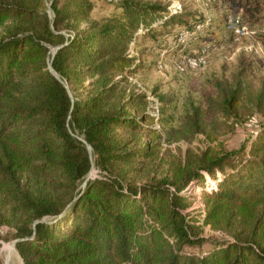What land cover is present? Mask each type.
<instances>
[{
  "label": "trees",
  "instance_id": "obj_1",
  "mask_svg": "<svg viewBox=\"0 0 264 264\" xmlns=\"http://www.w3.org/2000/svg\"><path fill=\"white\" fill-rule=\"evenodd\" d=\"M107 1L121 13L100 23L89 19V0H53L51 17L45 0H0V192L24 215L12 237L24 264H264V127L248 151L206 150L171 178L126 182L153 155L138 137L152 134V117L144 96L125 95L114 75L137 66L126 54L131 37L162 10ZM233 2L249 17L264 11V0ZM163 17L187 23L181 13ZM253 34L264 40V30ZM197 117L191 127L203 131ZM124 134L138 146L123 150ZM117 162L128 167L121 177L109 171ZM93 166L107 175L87 179ZM205 174L222 179L203 191L200 218L186 211L187 190ZM200 220L233 238L203 237Z\"/></svg>",
  "mask_w": 264,
  "mask_h": 264
},
{
  "label": "rangeland",
  "instance_id": "obj_2",
  "mask_svg": "<svg viewBox=\"0 0 264 264\" xmlns=\"http://www.w3.org/2000/svg\"><path fill=\"white\" fill-rule=\"evenodd\" d=\"M52 1L45 0L49 17ZM89 1L90 20L104 23L112 15L121 13L114 2ZM133 2L155 6L162 12L152 18L149 26L152 30L141 27L131 37L126 54L136 59L134 65L137 66L114 75V80L122 79L119 88L125 95L144 96L146 112L152 117L144 123L153 130L152 134L139 132L138 137L142 144L153 146V155L139 159L134 170L126 175V182L137 187L171 178L174 166L189 155H200L206 150L221 153L244 144L248 151L252 140L264 127V40L253 34V30H264V11L249 17L233 0ZM168 13H181L187 23H164L163 16ZM85 25L86 21H82L81 26ZM57 28L65 36L69 34L66 23ZM5 34V26L0 27V39ZM55 50L56 46L50 47L51 55ZM233 98L235 101L231 104ZM136 114L140 116L139 112ZM196 115L203 131L191 127ZM121 145L123 150L133 149L138 146L137 139L124 134ZM109 169L111 175L121 177L128 167L117 162ZM88 174L87 179L107 175V172L93 166ZM208 176L205 174L202 185L193 182L187 190L191 196L186 211L200 218L205 213L203 191L214 189L222 179L221 174L210 179ZM0 213L9 220L0 227V263L24 264L12 245L16 240L12 238L14 227L24 215L1 192ZM199 224L203 237L233 238L201 220Z\"/></svg>",
  "mask_w": 264,
  "mask_h": 264
},
{
  "label": "water",
  "instance_id": "obj_3",
  "mask_svg": "<svg viewBox=\"0 0 264 264\" xmlns=\"http://www.w3.org/2000/svg\"><path fill=\"white\" fill-rule=\"evenodd\" d=\"M49 68H50V70L53 72V74L55 75V76H57L56 74H55V72L53 71V69L51 68V61H49ZM69 94L71 95V92L69 91ZM87 148H88V150L90 151V146L89 145H87ZM89 175L90 174H88V177H89ZM16 241L17 240H15L14 242H13V246H15V243H16Z\"/></svg>",
  "mask_w": 264,
  "mask_h": 264
}]
</instances>
